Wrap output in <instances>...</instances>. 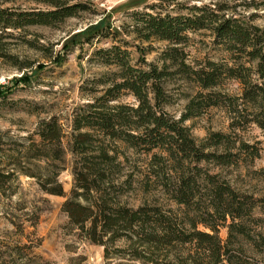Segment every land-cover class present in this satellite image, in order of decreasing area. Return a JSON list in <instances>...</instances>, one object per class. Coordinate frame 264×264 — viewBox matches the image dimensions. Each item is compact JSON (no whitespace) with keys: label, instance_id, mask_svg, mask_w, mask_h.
<instances>
[{"label":"trees","instance_id":"trees-1","mask_svg":"<svg viewBox=\"0 0 264 264\" xmlns=\"http://www.w3.org/2000/svg\"><path fill=\"white\" fill-rule=\"evenodd\" d=\"M13 1L0 0V40L10 31L22 36L30 26L57 27L87 9L67 0H27L45 8L4 6ZM242 5L264 9V0ZM229 9L216 3L193 4L186 14L134 10L131 24L120 30L105 25L88 32L83 42L89 46L110 40L87 57L105 69L82 84L87 101L73 109L70 132L56 116L40 119L25 136L0 131V195L14 194L25 176L43 193L64 196L59 176L69 165L72 186L61 210L77 236L103 247L105 259L264 264V189L241 188L229 176L232 170L249 171L255 159L264 157V140L249 142L241 134L252 125L264 133V27L252 23L254 14L246 18ZM199 30L210 31L227 57L190 61L185 46L189 33ZM122 34L139 42L130 43ZM22 39L29 47L46 49ZM153 40L166 45L148 61ZM0 57L18 63L14 55L0 52ZM227 80H235L240 92L222 88ZM180 83L191 92L181 90L186 102L176 117L166 107L174 102L171 85ZM7 93L0 91V98ZM127 96L133 102L122 100ZM209 107L225 111L230 131H209L197 140L185 121ZM121 146L142 156L136 171L125 170L131 159ZM135 189L160 193L169 203L131 206L124 197Z\"/></svg>","mask_w":264,"mask_h":264},{"label":"rangeland","instance_id":"rangeland-1","mask_svg":"<svg viewBox=\"0 0 264 264\" xmlns=\"http://www.w3.org/2000/svg\"><path fill=\"white\" fill-rule=\"evenodd\" d=\"M69 3H84L87 9L65 19L57 27L30 26L26 34L3 36L0 40V52L14 55L18 63L0 57V91H7L5 99L0 98V131H9L14 137L32 133L37 122L42 118L56 116L66 132L71 130L73 109L87 101L81 86L87 78L103 71L105 67L89 62L87 57L93 47L108 46L110 40L94 41L93 46L84 43V36L92 29L110 25L122 29L131 24L130 16L134 10L170 14H186L193 4L226 3L229 13L249 17L253 24L264 27V9L246 7L244 0H67ZM153 5L154 9L148 8ZM4 6L27 8H45L43 4L27 0H15ZM27 40L38 41L46 49L39 50L23 43ZM130 43H137L134 35L122 34ZM146 45V42H140ZM154 50L146 54L148 61H154L159 51L166 45L164 41H151ZM132 57L137 58L135 47H129ZM189 60L202 62L205 59L220 61L227 54L213 42V35L208 30L189 33L185 46ZM43 52H51L46 57ZM58 60V61H55ZM18 66H22L19 69ZM174 102L166 109L178 117L186 99L181 92H191L189 85H171ZM230 93L240 92L235 80H227L223 87ZM124 102H133L132 97H124ZM192 135L200 140L209 131L229 132V119L219 107H209L200 116L185 121ZM249 142L264 140V133L252 125L241 133ZM69 135V134H68ZM67 135V136H68ZM69 137L64 138L67 146ZM261 145H263L261 143ZM122 149H124L121 146ZM131 163L125 170L136 171L141 165L140 155H134L124 149ZM138 156V157H137ZM69 158V156H68ZM136 164V165H135ZM249 171L240 169L229 173L236 186L250 190L264 189V157L254 160ZM127 172V171H126ZM59 180L64 189V196L43 193L35 182L25 176L19 178L17 191L9 197L0 195V264H118L122 260L105 259L103 247L80 238L68 226V219L61 210L62 202L69 195L72 176L69 165L64 169ZM124 200L131 206L143 202L168 204L160 193L143 194L135 189ZM225 236V230L220 232Z\"/></svg>","mask_w":264,"mask_h":264}]
</instances>
